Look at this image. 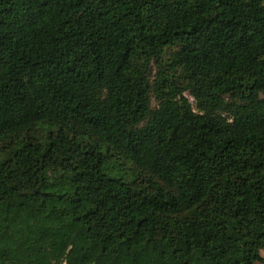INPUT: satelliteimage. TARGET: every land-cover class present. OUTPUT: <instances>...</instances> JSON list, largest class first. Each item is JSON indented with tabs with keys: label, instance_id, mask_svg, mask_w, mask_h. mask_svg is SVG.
I'll return each instance as SVG.
<instances>
[{
	"label": "trees",
	"instance_id": "1",
	"mask_svg": "<svg viewBox=\"0 0 264 264\" xmlns=\"http://www.w3.org/2000/svg\"><path fill=\"white\" fill-rule=\"evenodd\" d=\"M258 263L264 0H0V264Z\"/></svg>",
	"mask_w": 264,
	"mask_h": 264
},
{
	"label": "rangeland",
	"instance_id": "2",
	"mask_svg": "<svg viewBox=\"0 0 264 264\" xmlns=\"http://www.w3.org/2000/svg\"><path fill=\"white\" fill-rule=\"evenodd\" d=\"M191 100H193V98L191 96H189ZM258 264H261V263H258Z\"/></svg>",
	"mask_w": 264,
	"mask_h": 264
}]
</instances>
